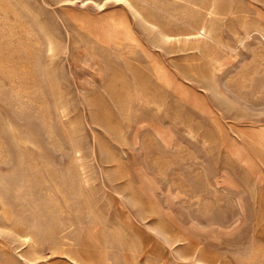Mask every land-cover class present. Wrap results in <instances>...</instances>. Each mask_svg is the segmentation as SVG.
Masks as SVG:
<instances>
[{
    "label": "rangeland",
    "instance_id": "rangeland-1",
    "mask_svg": "<svg viewBox=\"0 0 264 264\" xmlns=\"http://www.w3.org/2000/svg\"><path fill=\"white\" fill-rule=\"evenodd\" d=\"M0 264H264V0H0Z\"/></svg>",
    "mask_w": 264,
    "mask_h": 264
},
{
    "label": "bare ground",
    "instance_id": "bare-ground-1",
    "mask_svg": "<svg viewBox=\"0 0 264 264\" xmlns=\"http://www.w3.org/2000/svg\"><path fill=\"white\" fill-rule=\"evenodd\" d=\"M163 38H164L165 40H169V39H170L169 37H168V38H167V37H163Z\"/></svg>",
    "mask_w": 264,
    "mask_h": 264
}]
</instances>
